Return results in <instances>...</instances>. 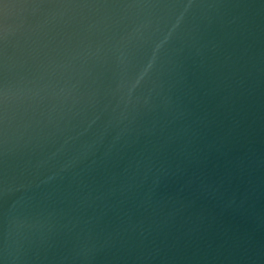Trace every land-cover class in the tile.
I'll use <instances>...</instances> for the list:
<instances>
[{
    "label": "water",
    "instance_id": "1",
    "mask_svg": "<svg viewBox=\"0 0 264 264\" xmlns=\"http://www.w3.org/2000/svg\"><path fill=\"white\" fill-rule=\"evenodd\" d=\"M0 264H264V0H0Z\"/></svg>",
    "mask_w": 264,
    "mask_h": 264
}]
</instances>
